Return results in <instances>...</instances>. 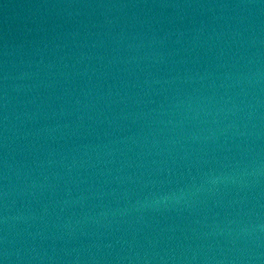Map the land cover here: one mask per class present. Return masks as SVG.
<instances>
[{
	"label": "water",
	"instance_id": "obj_1",
	"mask_svg": "<svg viewBox=\"0 0 264 264\" xmlns=\"http://www.w3.org/2000/svg\"><path fill=\"white\" fill-rule=\"evenodd\" d=\"M4 264H264V0H0Z\"/></svg>",
	"mask_w": 264,
	"mask_h": 264
},
{
	"label": "snow or ice",
	"instance_id": "obj_2",
	"mask_svg": "<svg viewBox=\"0 0 264 264\" xmlns=\"http://www.w3.org/2000/svg\"><path fill=\"white\" fill-rule=\"evenodd\" d=\"M0 264H4V262H3V260H2V259H0Z\"/></svg>",
	"mask_w": 264,
	"mask_h": 264
}]
</instances>
